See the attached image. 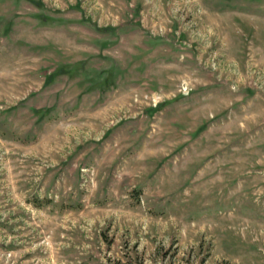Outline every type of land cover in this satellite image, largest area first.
<instances>
[{"label":"rangeland","instance_id":"1","mask_svg":"<svg viewBox=\"0 0 264 264\" xmlns=\"http://www.w3.org/2000/svg\"><path fill=\"white\" fill-rule=\"evenodd\" d=\"M0 264H264V0H0Z\"/></svg>","mask_w":264,"mask_h":264}]
</instances>
